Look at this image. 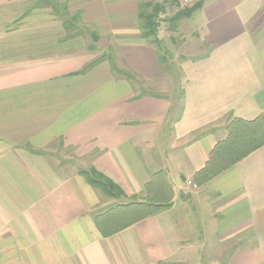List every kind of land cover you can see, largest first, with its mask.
<instances>
[{"label": "crops", "instance_id": "1", "mask_svg": "<svg viewBox=\"0 0 264 264\" xmlns=\"http://www.w3.org/2000/svg\"><path fill=\"white\" fill-rule=\"evenodd\" d=\"M185 1L171 32L208 51L173 72L142 0H0V264H264V145L193 183L233 119L264 118V0ZM152 182L170 206L124 226Z\"/></svg>", "mask_w": 264, "mask_h": 264}, {"label": "trees", "instance_id": "2", "mask_svg": "<svg viewBox=\"0 0 264 264\" xmlns=\"http://www.w3.org/2000/svg\"><path fill=\"white\" fill-rule=\"evenodd\" d=\"M164 1L165 0H162V2ZM178 2L179 0H170L169 4H177L176 6H178ZM201 7L202 2H198L193 4L191 7L178 10V12L172 18L168 19L170 27L174 29L179 21L191 18L195 12L201 9ZM163 10V5L161 4L142 2L139 5L138 17L141 21V38L149 40V42L155 47H158L160 44V40L157 37V31L159 28V17L160 14H163ZM78 20V17H72L65 26L74 27L73 25ZM84 31L94 43L97 41V37L94 33H90L87 30ZM90 49H94L93 45L89 47V50ZM159 60L160 62H164L165 57L159 56ZM94 63L95 61L91 62L88 67L93 66ZM263 145V117H259L252 122L233 119L232 122L227 126V137L225 141L220 142L215 146V148L210 153L209 159L203 169L195 173L193 177V183L199 185L207 182L211 178L217 176L236 164L250 152L262 147ZM81 175L85 177L86 182L90 186L99 189L107 197L115 198L123 195V192L117 185L100 173L96 172L94 169L82 171ZM154 189L155 186L153 182L146 185L142 201L132 202L126 206H123V208H130V221L124 226L162 212L170 206L167 202L162 200L163 198H160V195L154 192ZM120 208L123 209L122 206H120Z\"/></svg>", "mask_w": 264, "mask_h": 264}, {"label": "rangeland", "instance_id": "3", "mask_svg": "<svg viewBox=\"0 0 264 264\" xmlns=\"http://www.w3.org/2000/svg\"><path fill=\"white\" fill-rule=\"evenodd\" d=\"M143 2H148L150 4H161L163 5V14H160L159 17V28L157 31V36L160 35L162 40L160 41L159 46L154 47L157 49L159 53H161L166 59L173 60L171 63V71L177 72V68L180 62L185 59H191L192 57L205 55L208 49L202 45L197 44L193 37H190L188 40L185 38L181 39V36H173V32H171L172 28L168 22V19L172 18L178 10L182 8L191 7L193 4L198 2H191L185 0H179L178 6L170 5V0H142ZM88 36V35H87ZM85 36L86 42L88 45L95 44L92 39ZM170 37H173L170 39ZM198 45V46H193ZM105 53L110 52L108 49L104 50ZM168 61V62H169ZM170 64V62H169ZM88 171V170H86ZM82 172V171H81ZM83 176V175H82ZM85 179V177L83 176ZM86 181V180H85Z\"/></svg>", "mask_w": 264, "mask_h": 264}]
</instances>
